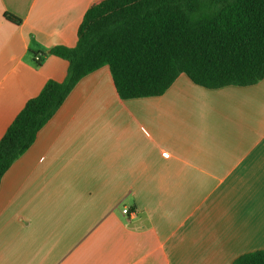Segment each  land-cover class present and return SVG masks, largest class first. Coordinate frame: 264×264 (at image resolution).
Returning a JSON list of instances; mask_svg holds the SVG:
<instances>
[{"label": "crops", "instance_id": "obj_1", "mask_svg": "<svg viewBox=\"0 0 264 264\" xmlns=\"http://www.w3.org/2000/svg\"><path fill=\"white\" fill-rule=\"evenodd\" d=\"M92 1L0 0V139L64 80L50 49L75 46ZM262 249L264 80L211 90L181 74L123 100L102 67L0 180V264H232Z\"/></svg>", "mask_w": 264, "mask_h": 264}, {"label": "trees", "instance_id": "obj_2", "mask_svg": "<svg viewBox=\"0 0 264 264\" xmlns=\"http://www.w3.org/2000/svg\"><path fill=\"white\" fill-rule=\"evenodd\" d=\"M4 18L21 23L11 14ZM50 54L67 63L66 76L47 81L5 131L0 180L75 85L102 67L123 100L159 97L181 74L211 90L264 80V0H94L75 46ZM232 264H264V249Z\"/></svg>", "mask_w": 264, "mask_h": 264}, {"label": "built area", "instance_id": "obj_3", "mask_svg": "<svg viewBox=\"0 0 264 264\" xmlns=\"http://www.w3.org/2000/svg\"><path fill=\"white\" fill-rule=\"evenodd\" d=\"M34 62L37 63V62H40V57L39 56H34ZM162 157L164 158H168V154L167 153H162ZM127 212V209H123L122 210V213H126Z\"/></svg>", "mask_w": 264, "mask_h": 264}]
</instances>
